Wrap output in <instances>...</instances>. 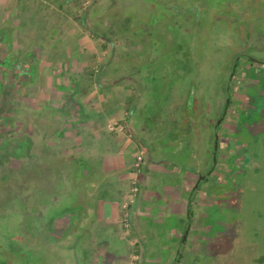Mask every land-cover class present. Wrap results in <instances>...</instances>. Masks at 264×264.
Here are the masks:
<instances>
[{
  "label": "rangeland",
  "instance_id": "rangeland-1",
  "mask_svg": "<svg viewBox=\"0 0 264 264\" xmlns=\"http://www.w3.org/2000/svg\"><path fill=\"white\" fill-rule=\"evenodd\" d=\"M133 79L160 150L171 145L159 127L190 120L193 150L213 154L205 132L212 140L217 123V175L180 264H264V0H0L1 238L22 264H87L90 252L97 264H136L121 243H88L90 220L72 231L83 205L67 139L83 85ZM2 239L0 258L19 264Z\"/></svg>",
  "mask_w": 264,
  "mask_h": 264
},
{
  "label": "crops",
  "instance_id": "crops-1",
  "mask_svg": "<svg viewBox=\"0 0 264 264\" xmlns=\"http://www.w3.org/2000/svg\"><path fill=\"white\" fill-rule=\"evenodd\" d=\"M134 82L110 83L104 91L96 85L91 89L89 84L83 85L87 93L81 97L83 105L71 116L67 138L71 183L80 194L77 203L83 205L80 212L71 213V229L77 230L78 221L87 219L88 243H121L130 261L135 255L136 264H180L181 252L199 229L196 220L204 202L202 195L217 175V123L212 140L205 132L208 148L215 146L213 154L209 149L203 155L193 150L190 139L195 132L190 120L184 130L176 132L159 127L163 145H171L160 150L143 127L147 119L139 116V106L130 98L136 91ZM183 109L189 115L186 103ZM113 122L121 123L123 129L109 131L107 126ZM139 153L142 168L136 175L133 164ZM166 156L172 159L167 161ZM184 158L187 163H182ZM134 177L138 192L128 204L129 223L125 226L122 205L131 197ZM92 209L93 215L89 214ZM95 236L102 237L90 238ZM158 251L160 256L144 258L146 252ZM86 259L87 264H97L94 253Z\"/></svg>",
  "mask_w": 264,
  "mask_h": 264
},
{
  "label": "built area",
  "instance_id": "built-area-1",
  "mask_svg": "<svg viewBox=\"0 0 264 264\" xmlns=\"http://www.w3.org/2000/svg\"><path fill=\"white\" fill-rule=\"evenodd\" d=\"M122 125L121 124H112V125H108L107 128L109 130H121L122 129ZM141 163H142V155L139 153L135 156V161L133 164L134 167V172L136 175H138L141 171ZM138 192V185H137V179L136 177L132 178L130 181V194L131 197L130 199L123 203L122 208H123V214H122V222L125 226H128L129 223V213H128V204L129 202L132 200V196H134L136 193ZM131 264H134V262L132 261Z\"/></svg>",
  "mask_w": 264,
  "mask_h": 264
},
{
  "label": "trees",
  "instance_id": "trees-1",
  "mask_svg": "<svg viewBox=\"0 0 264 264\" xmlns=\"http://www.w3.org/2000/svg\"><path fill=\"white\" fill-rule=\"evenodd\" d=\"M0 239H2L1 238V235H0ZM2 240L7 243V244L5 243V245H7V248H8L9 251H11L12 253H14L15 256H19V258H20V263L19 264H22V262H23L21 260L22 253H21V251H18L19 248L17 247V245H16L17 243H15V240H13V243H11L10 241H8L7 238L2 239ZM19 252H20V254H19ZM0 264H11V263H9L7 260H3V259L0 258Z\"/></svg>",
  "mask_w": 264,
  "mask_h": 264
},
{
  "label": "flooded vegetation",
  "instance_id": "flooded-vegetation-1",
  "mask_svg": "<svg viewBox=\"0 0 264 264\" xmlns=\"http://www.w3.org/2000/svg\"><path fill=\"white\" fill-rule=\"evenodd\" d=\"M14 89H15V87L12 86L9 90L6 91V93H4L5 94V101L6 102H11L12 99H14V97L16 96L15 95L16 93H14ZM10 107H12V106H8V110L5 112L4 115H6V113L9 112Z\"/></svg>",
  "mask_w": 264,
  "mask_h": 264
},
{
  "label": "water",
  "instance_id": "water-1",
  "mask_svg": "<svg viewBox=\"0 0 264 264\" xmlns=\"http://www.w3.org/2000/svg\"><path fill=\"white\" fill-rule=\"evenodd\" d=\"M187 99H188L187 102H186L187 107L191 108V103H192V94L191 93L189 94Z\"/></svg>",
  "mask_w": 264,
  "mask_h": 264
}]
</instances>
